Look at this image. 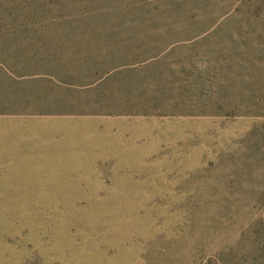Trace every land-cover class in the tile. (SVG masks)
Here are the masks:
<instances>
[{"label":"rangeland","instance_id":"374dc122","mask_svg":"<svg viewBox=\"0 0 264 264\" xmlns=\"http://www.w3.org/2000/svg\"><path fill=\"white\" fill-rule=\"evenodd\" d=\"M0 264H264V0H0Z\"/></svg>","mask_w":264,"mask_h":264}]
</instances>
